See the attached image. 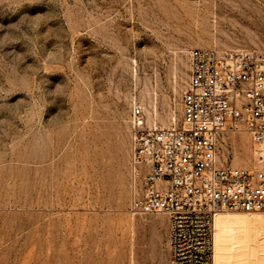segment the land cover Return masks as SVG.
<instances>
[{"label": "rangeland", "instance_id": "1", "mask_svg": "<svg viewBox=\"0 0 264 264\" xmlns=\"http://www.w3.org/2000/svg\"><path fill=\"white\" fill-rule=\"evenodd\" d=\"M198 47L264 50V0H0V264H170L167 216L131 208L128 118L181 119ZM219 148L257 167L244 125ZM241 212L221 264H264Z\"/></svg>", "mask_w": 264, "mask_h": 264}, {"label": "built area", "instance_id": "2", "mask_svg": "<svg viewBox=\"0 0 264 264\" xmlns=\"http://www.w3.org/2000/svg\"><path fill=\"white\" fill-rule=\"evenodd\" d=\"M181 106L169 126L149 122L140 102L130 106L131 208L167 216L170 264H213L215 215L264 213V50L191 49ZM233 124L256 147L254 170L222 161L220 137Z\"/></svg>", "mask_w": 264, "mask_h": 264}, {"label": "bare ground", "instance_id": "3", "mask_svg": "<svg viewBox=\"0 0 264 264\" xmlns=\"http://www.w3.org/2000/svg\"><path fill=\"white\" fill-rule=\"evenodd\" d=\"M241 213H248V212H243L242 211ZM229 219H232L233 221H236V222H244L245 223L247 221L246 220L247 219V215L244 216V219L241 218L240 214H231L230 216H227L225 214V210L219 211L215 215V219H214V233H213V248H214L213 263L214 264H221V261H222V259L224 257L225 251L222 248V241H223V239H225V236H226V234L224 232V226H225L226 221H228ZM215 238L217 239V242H218V249H217L216 252H215V248H216V246H215ZM214 258H215V260H214Z\"/></svg>", "mask_w": 264, "mask_h": 264}]
</instances>
